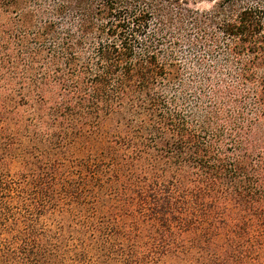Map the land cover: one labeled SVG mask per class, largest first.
Here are the masks:
<instances>
[{
  "label": "trees",
  "instance_id": "1",
  "mask_svg": "<svg viewBox=\"0 0 264 264\" xmlns=\"http://www.w3.org/2000/svg\"><path fill=\"white\" fill-rule=\"evenodd\" d=\"M0 264H264V0H0Z\"/></svg>",
  "mask_w": 264,
  "mask_h": 264
},
{
  "label": "rangeland",
  "instance_id": "2",
  "mask_svg": "<svg viewBox=\"0 0 264 264\" xmlns=\"http://www.w3.org/2000/svg\"><path fill=\"white\" fill-rule=\"evenodd\" d=\"M199 6H200V7H203V8H207V7L210 6V3H209V2H202V3H200Z\"/></svg>",
  "mask_w": 264,
  "mask_h": 264
}]
</instances>
